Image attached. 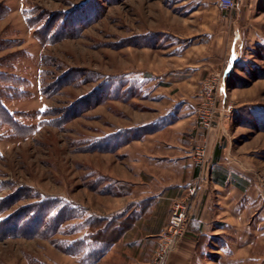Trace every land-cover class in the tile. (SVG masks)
Instances as JSON below:
<instances>
[{
    "label": "rangeland",
    "instance_id": "1",
    "mask_svg": "<svg viewBox=\"0 0 264 264\" xmlns=\"http://www.w3.org/2000/svg\"><path fill=\"white\" fill-rule=\"evenodd\" d=\"M212 2L225 10L219 0ZM173 3L0 0V74L12 76V84L0 79V93L17 121L12 131L8 126L0 131V264H150L161 237L144 239L142 232L151 231L157 221L143 219L132 228L127 212L133 198L127 200L126 194L144 182L158 187L161 174L144 168L138 174L142 164L128 159L136 156L137 145L120 148L137 136L122 131L166 112L182 97L196 99L190 152L198 138V114L213 121L203 174L219 127L222 141L237 156L235 170L251 187L255 217L264 226V0L242 5L238 24L249 45L245 63L233 70L229 88L235 94L225 105L217 89L230 42L200 84L157 87L155 94L165 98L145 99L141 78L160 76L182 62L169 59L170 40L162 38L163 32L191 36L212 29L190 19L184 25L185 15ZM216 13L210 9L198 15L211 20ZM56 32L58 37L50 39ZM207 84L213 90L211 102L201 98ZM7 86L22 96L6 98ZM153 139L157 137L147 141ZM184 196L172 202L169 218ZM38 202L52 208L45 217L34 207ZM97 220L103 221L90 231ZM93 237L110 242L104 255ZM256 248V262L264 264V242Z\"/></svg>",
    "mask_w": 264,
    "mask_h": 264
},
{
    "label": "crops",
    "instance_id": "2",
    "mask_svg": "<svg viewBox=\"0 0 264 264\" xmlns=\"http://www.w3.org/2000/svg\"><path fill=\"white\" fill-rule=\"evenodd\" d=\"M243 4L244 0H238L231 13L213 6L212 0H174V10L182 11L180 15H185L184 25L190 19L198 21L202 28L208 29V25H211L212 29L196 31L191 36L163 32L162 38L168 37L170 40L167 47L169 59L182 62L160 76H143L141 79L147 86L145 99L163 100L165 96L156 95V89L169 88L171 84H200L214 62L219 60L223 46L230 42L224 66L228 72L219 95L220 103L225 105L229 96L235 94L229 88L233 70L240 69L245 63L244 52L249 45L238 24ZM210 9H215L219 14L212 15L211 20L207 14L198 15L200 11ZM195 102L193 96L187 99L182 97L166 112L122 131L126 134L134 132L137 136L135 142L122 143L120 148L123 150L132 144L137 145L136 156L128 159L142 164L137 166L138 174H141L139 168L161 174L158 187L144 182L126 194L127 200L133 198L128 202L132 207L127 212L133 222L132 228L137 227L143 219L157 221L150 227L151 231L142 232L144 239L158 240L156 238L166 227L172 202L184 195L197 179L198 172L190 164V133L195 127ZM165 134L168 137L164 138ZM222 134L216 127L208 148V166L190 209L187 233L170 255L168 264H257L256 246L264 242L263 222L255 217L256 211L250 200L251 187L243 182L235 170L237 156L230 152L228 143L222 141ZM151 137L157 139L147 141ZM121 180L130 181L125 178ZM142 228L149 229L145 226ZM261 233L263 235L258 236Z\"/></svg>",
    "mask_w": 264,
    "mask_h": 264
},
{
    "label": "built area",
    "instance_id": "3",
    "mask_svg": "<svg viewBox=\"0 0 264 264\" xmlns=\"http://www.w3.org/2000/svg\"><path fill=\"white\" fill-rule=\"evenodd\" d=\"M219 6L225 10H234L236 8L235 0H219ZM226 71L221 72L218 78V95L223 86ZM208 83V82H207ZM207 84L204 87L201 98L206 101H212V88ZM200 113V112H199ZM199 115V132L197 142L190 152V160L194 170L198 172L196 182L190 186L185 193L183 200L176 202L168 225L161 234V243L150 264H168L170 255L176 248L180 240L186 235L189 223L190 209L193 199L197 193L198 186L202 181L204 167L207 163V135L212 130L213 121L211 116Z\"/></svg>",
    "mask_w": 264,
    "mask_h": 264
},
{
    "label": "trees",
    "instance_id": "4",
    "mask_svg": "<svg viewBox=\"0 0 264 264\" xmlns=\"http://www.w3.org/2000/svg\"><path fill=\"white\" fill-rule=\"evenodd\" d=\"M43 17L42 16H39V18H38V20H40V19H42ZM39 23H42L41 21L39 22ZM41 29H43V30H47L48 29V27L47 26H44V28H43V26L42 27H40ZM49 30H53V28L51 27ZM39 32L41 31V30H38ZM55 30H53V32H54ZM57 31V30H56ZM55 37H58V32H56L53 36H50V39H52V38H55ZM0 79H10L11 80V84H12V76L11 75H9V76H7V75H5V74H0ZM14 81H16V80H14ZM6 93H8L7 95H8V97H6V98H9V99H12V96L14 95V98H19V97H21L22 96V92H12V88L11 87H8L7 86V88L4 90ZM44 92H47V90L46 89H44ZM129 92V91H128ZM128 92H126V93H128ZM17 123V121H15V117H14V115H12V114H10L9 112H8V110L5 108V106H4V103H3V94H1L0 93V131H1V126L3 127V126H8V127H10V129H11V131H12V127H14V128H16V124ZM23 127L24 126H19V128L20 129H23ZM17 128H18V126H17ZM1 207V206H0ZM34 207L35 208H37L38 209V211H39V214H40V216H42V217H45L49 212H50V210L52 209V208H50V206H45L44 205V203L43 202H38V204H35L34 205ZM37 211V210H36ZM39 217V216H38ZM103 220H97V221H92L91 223H90V225H89V230L91 231V229H96V228H98V226H97V223L98 224H101V222H102ZM92 239H94V237L92 238ZM95 239H97L96 237H95ZM94 239V242H99V243H101V247H99V250H102L101 252H99L100 253V256H102V255H104L105 254V250H106V248H107V246H109L110 245V242H108V241H106V240H103L102 238H100V239H97V240H95ZM103 246V247H102ZM99 256V255H98ZM98 256H96L95 258H94V260H96V258L98 257Z\"/></svg>",
    "mask_w": 264,
    "mask_h": 264
},
{
    "label": "snow or ice",
    "instance_id": "5",
    "mask_svg": "<svg viewBox=\"0 0 264 264\" xmlns=\"http://www.w3.org/2000/svg\"><path fill=\"white\" fill-rule=\"evenodd\" d=\"M40 111H41V112H45V111H46V109H41Z\"/></svg>",
    "mask_w": 264,
    "mask_h": 264
}]
</instances>
